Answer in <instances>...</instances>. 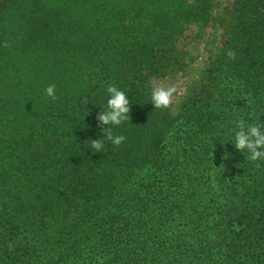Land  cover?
Wrapping results in <instances>:
<instances>
[{"label": "trees", "instance_id": "trees-1", "mask_svg": "<svg viewBox=\"0 0 264 264\" xmlns=\"http://www.w3.org/2000/svg\"><path fill=\"white\" fill-rule=\"evenodd\" d=\"M209 2L0 0V264H264V159L228 138L239 118L264 124V0H235L185 136L163 144L182 131L149 103ZM108 86L130 112L100 153Z\"/></svg>", "mask_w": 264, "mask_h": 264}, {"label": "rangeland", "instance_id": "rangeland-1", "mask_svg": "<svg viewBox=\"0 0 264 264\" xmlns=\"http://www.w3.org/2000/svg\"><path fill=\"white\" fill-rule=\"evenodd\" d=\"M188 2L193 4L194 0H188ZM234 4L235 0H210L207 15L196 16L197 18L195 17L188 23L181 35L173 42L174 54L172 59L164 62L170 63L165 64L164 67H159L156 72L149 76L152 89L169 85L177 88V93L174 94L170 106L167 108L170 114V117L168 114V119L169 121L177 119L175 121V125H177L176 131H182V133L169 139L168 137L173 135L170 132L167 135L168 137H165L163 144L172 142L174 138L180 135V137L185 136L190 129L181 120L183 119L181 113L184 111L182 108L185 102L191 98L195 87L204 81L206 70L223 49L228 27L230 26L229 11H232ZM169 57L170 55L168 54L167 58L169 59ZM222 95L219 93L215 98H219ZM183 138H178L175 145L179 143L181 145L185 144L186 138ZM173 167L174 164L169 165L168 168L171 170ZM204 225L205 222L201 220L200 223L195 221L192 226L195 229L194 232L200 230L203 232ZM199 235L202 237L205 234L199 232Z\"/></svg>", "mask_w": 264, "mask_h": 264}, {"label": "clouds", "instance_id": "clouds-1", "mask_svg": "<svg viewBox=\"0 0 264 264\" xmlns=\"http://www.w3.org/2000/svg\"><path fill=\"white\" fill-rule=\"evenodd\" d=\"M232 57V53H227ZM107 101L105 110L97 117L99 124L106 126L102 129L103 139L91 141L90 149L100 152L103 149L104 141H110L112 145L119 146L125 141L123 135H113L109 126H119L125 120H129L130 102L127 94L115 86H108L106 89ZM177 88L173 85L167 87L153 88L150 92V102L153 108L162 109L170 106ZM45 94L49 97L55 95V87L50 85L45 89ZM254 113L249 114V119H253ZM225 128L226 125H221ZM229 143L235 141L237 152L248 154V160L255 162L264 159V124L247 125L243 118L235 120L233 127L228 128Z\"/></svg>", "mask_w": 264, "mask_h": 264}]
</instances>
